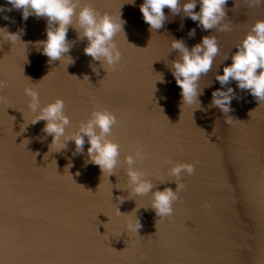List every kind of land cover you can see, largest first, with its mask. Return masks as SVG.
Wrapping results in <instances>:
<instances>
[{
  "label": "water",
  "instance_id": "water-1",
  "mask_svg": "<svg viewBox=\"0 0 264 264\" xmlns=\"http://www.w3.org/2000/svg\"><path fill=\"white\" fill-rule=\"evenodd\" d=\"M180 2L179 14L165 7L163 27L151 30L140 11L144 0H80L117 22L121 12L126 21L114 37L122 52L114 69L84 53L88 41L78 38L76 16L67 33L70 51L49 62L39 43L47 39V18L25 21L23 10L0 12V28L24 29L14 43L0 33L6 84L0 89V264H264V101L234 80L224 86L216 80L255 22L264 20V2L228 0L218 26L228 31L203 30L183 12L188 0ZM0 6L12 7L7 0ZM206 35L217 37L220 52L199 81L200 107L183 105L172 68L180 53L171 43L183 40L191 50ZM229 87L236 94L233 111L209 108L212 92ZM26 88L38 91L41 108L64 100L65 135L94 110L113 112L118 124L109 139L120 145L115 174L86 163L87 137L83 153L74 155V141L60 150L63 137L50 147L46 121L31 124L38 112L29 108ZM138 148L142 158L134 167L154 184L152 192L175 191V164L195 166L194 174H181L184 189L170 217L156 216L151 192L131 190L124 161ZM118 196L128 199L118 205ZM118 207L128 214L118 215ZM137 217L138 233L128 228Z\"/></svg>",
  "mask_w": 264,
  "mask_h": 264
},
{
  "label": "clouds",
  "instance_id": "clouds-1",
  "mask_svg": "<svg viewBox=\"0 0 264 264\" xmlns=\"http://www.w3.org/2000/svg\"><path fill=\"white\" fill-rule=\"evenodd\" d=\"M131 2L134 3V0ZM227 2L228 0H199L200 11L196 12L194 9L197 7V0H188L182 8L185 15L193 21H198L199 26L205 31L213 28H217L219 31H228L229 26L226 24L218 27L226 16L225 5ZM262 2L264 0H255L256 4ZM7 3L12 7L5 9L0 6V12H10L13 8L23 10L25 21L32 15L37 18H47V39L39 43L43 45V54L49 58V62L61 59L64 53L70 51L71 45L68 42L67 33L74 16L77 17L79 29L82 30L78 31V38H87L88 41L84 48L86 55L92 57L93 60L102 61L112 69L122 59V52L114 39L117 33L124 31L126 21L121 19V12L119 22H117L109 13L100 14L90 5L81 6L80 0H7ZM78 7L80 10L77 15ZM165 7L170 9L173 14H179L181 2L180 0H144V3L140 5L143 19L150 25L151 30L163 27L167 19L164 12ZM4 19H9V17L5 16ZM56 24L58 27H54ZM23 32L24 29H20L19 33H11L6 28H0L3 38L12 43L20 40V35ZM189 35L194 36L195 29H192ZM237 48L238 51L231 57L232 63L224 67L222 75H216V80L221 86L234 80L241 90H249L257 101H264V20L255 22ZM171 49L178 50L180 53V59L173 62L172 68L176 84L181 89L182 103L183 105L196 103L200 107L198 97L203 94V91L199 87V81L212 69L214 58L220 52L217 37L206 35L202 38V42L197 43L191 50L183 40L173 39ZM74 62L71 60V63ZM161 82L164 81L161 79ZM5 86V82L0 81V89ZM25 95L30 97L29 108L33 112H38L36 119L31 124L46 121L43 131L53 137L50 147L59 144L63 137L65 142L60 150L67 147L68 141H74L76 146L74 155L83 153L85 137H87L90 147L87 150L89 160L86 163L98 165L103 175L105 173H108L109 176L115 174L114 170L119 163L120 145L109 139L114 126L118 124L117 117L113 112L108 109L94 110L86 122L80 123L77 131L71 135H65L70 118L65 114L64 100L57 98L54 102L41 108L38 91L34 88H26ZM235 95L234 89L230 87L226 91L214 90L209 108L218 107L227 114L233 111L231 101ZM231 118L229 116L226 123H231ZM141 158L142 149L140 148L134 155L129 154L125 157L124 162L128 165L127 176L131 190L136 195H147L151 192L154 198L151 208L155 211L156 216L170 217L174 211L173 203L179 200L178 193L184 189V184L178 183L181 174L183 172L189 175L194 174L195 166L190 163L175 164L170 169V174L176 177V180L172 181L176 184L175 191L171 187H167L162 191L152 192L154 184L144 179L143 171L134 167ZM68 167H72V164L69 163ZM79 174L77 172V175ZM116 199L120 205L128 197L118 196ZM137 210L133 209L131 213L137 212ZM117 214L128 213H121L120 207H118ZM141 227L142 224L138 217L135 223L128 222V228L131 231L138 233Z\"/></svg>",
  "mask_w": 264,
  "mask_h": 264
}]
</instances>
